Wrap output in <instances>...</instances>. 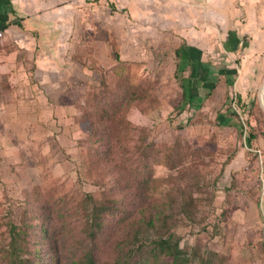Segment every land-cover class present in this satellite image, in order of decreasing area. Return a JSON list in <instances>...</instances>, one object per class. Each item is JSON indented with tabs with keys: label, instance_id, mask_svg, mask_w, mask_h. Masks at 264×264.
Masks as SVG:
<instances>
[{
	"label": "rangeland",
	"instance_id": "obj_1",
	"mask_svg": "<svg viewBox=\"0 0 264 264\" xmlns=\"http://www.w3.org/2000/svg\"><path fill=\"white\" fill-rule=\"evenodd\" d=\"M121 65L118 75L103 73L102 84L97 75L78 96L71 169L40 167V175L29 174V190H21L0 167V264L11 261L12 225L26 230L18 245L28 264H71L88 249L98 254L97 264L171 263L175 254L178 264H264V77L251 73L258 83L244 95L243 112L233 61L166 57ZM115 107L124 119L101 122L102 111ZM91 121L100 126L93 129ZM108 127L128 141L127 152L112 149L129 155L120 162L128 166L124 174L94 160L110 152ZM97 139L103 142L94 145ZM106 198L119 210L88 239L91 207ZM143 208L154 227L140 224Z\"/></svg>",
	"mask_w": 264,
	"mask_h": 264
},
{
	"label": "crops",
	"instance_id": "obj_2",
	"mask_svg": "<svg viewBox=\"0 0 264 264\" xmlns=\"http://www.w3.org/2000/svg\"><path fill=\"white\" fill-rule=\"evenodd\" d=\"M0 32V167L21 190L74 165L78 96L98 70L233 61L243 97L264 77V0H0Z\"/></svg>",
	"mask_w": 264,
	"mask_h": 264
},
{
	"label": "trees",
	"instance_id": "obj_3",
	"mask_svg": "<svg viewBox=\"0 0 264 264\" xmlns=\"http://www.w3.org/2000/svg\"><path fill=\"white\" fill-rule=\"evenodd\" d=\"M96 71V70H95ZM99 73V79L101 80L100 84L105 82V78L106 76H103L102 74H107V72L104 71H97ZM113 74L116 73V75H118L119 73L117 71L112 72ZM101 75V76H100ZM94 81H97V79ZM248 96L250 95V93L247 94ZM250 97V96H249ZM245 99L243 97L242 94L237 93V97H236V103L240 106V108H242L243 112L245 111ZM141 105V102L138 101L133 105V108H139ZM250 108V106H248ZM114 111L110 112L108 111V109H105L102 111L101 113V117H100V121H110L111 118L113 117H118V119H120V121H122L124 119V116L121 115L119 116V108L115 107V109H113ZM78 111H79V106H78ZM233 114L235 116H238L237 111H233ZM132 121V120H131ZM133 122V121H132ZM100 126V123L96 122V121H91V127L93 129H96L97 127ZM106 130H107V126H106ZM255 135L251 134L250 135V139L249 142L252 143V141L255 139ZM103 139H97L94 142L95 143H102ZM128 143V141L122 139V136L120 134H117V131H112L111 127H108V137L106 139V144L109 147V151L110 152H106V153H97V158H94V160L101 164L102 166H104L103 168H109V170L112 169H116L117 170V174H124L127 171V167H123L120 165L121 161H124L126 159L129 158V155L125 156V157H118L112 154V149L114 148H121L123 151L127 152L126 150L128 149V145L126 144ZM151 146V144H150ZM100 145H98L97 148H99ZM134 173V171H133ZM132 173V174H133ZM132 174L130 175V177H132ZM152 175V173H151ZM116 179V182L119 183L121 182L120 179ZM147 181H144L142 184H147ZM39 186H35V190L38 191L39 190ZM148 188V187H147ZM91 213L88 216V222L85 223V227H84V234L88 239H96L98 237V235L105 229L106 224H107V220L105 219L108 213H115L116 211L119 210V206L117 205V200L115 199H110V198H106V199H101L98 201H95L94 205L91 207ZM140 211L143 212V214L141 215V219H140V224H146V229L148 228H152L155 226V219L154 217L150 216L149 217V211L146 208L141 209ZM135 229V227H134ZM136 230V229H135ZM140 229H138V231L136 230V233H139ZM11 232H12V253L10 255L11 261L9 264H28L29 262L26 261V257L23 255V250L21 245H18V239L20 241H22V236H24L26 230L25 228H21L18 227L16 225H12L11 226ZM132 240V249H135V244H137L139 241L142 240V238L138 237V238H134L131 239ZM124 241V240H123ZM143 243H141V245H139L138 249L142 248ZM177 256L175 254L174 260L171 263H162V264H178L177 261ZM98 262V254L93 252L91 249L86 250L82 257L78 260L76 257H74L72 259L71 264H97ZM125 264V263H124ZM135 264H140V263H135Z\"/></svg>",
	"mask_w": 264,
	"mask_h": 264
},
{
	"label": "bare ground",
	"instance_id": "obj_4",
	"mask_svg": "<svg viewBox=\"0 0 264 264\" xmlns=\"http://www.w3.org/2000/svg\"><path fill=\"white\" fill-rule=\"evenodd\" d=\"M263 94H264V85H263L262 90H261V100L263 99Z\"/></svg>",
	"mask_w": 264,
	"mask_h": 264
},
{
	"label": "water",
	"instance_id": "obj_5",
	"mask_svg": "<svg viewBox=\"0 0 264 264\" xmlns=\"http://www.w3.org/2000/svg\"><path fill=\"white\" fill-rule=\"evenodd\" d=\"M261 101H262V104H263V107H264V96H263V99Z\"/></svg>",
	"mask_w": 264,
	"mask_h": 264
},
{
	"label": "built area",
	"instance_id": "obj_6",
	"mask_svg": "<svg viewBox=\"0 0 264 264\" xmlns=\"http://www.w3.org/2000/svg\"><path fill=\"white\" fill-rule=\"evenodd\" d=\"M3 37V32H0V38Z\"/></svg>",
	"mask_w": 264,
	"mask_h": 264
}]
</instances>
